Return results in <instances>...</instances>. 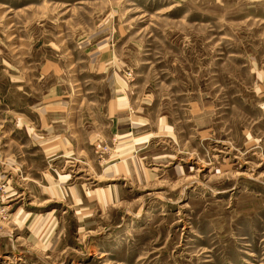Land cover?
Listing matches in <instances>:
<instances>
[{
  "label": "rangeland",
  "instance_id": "374dc122",
  "mask_svg": "<svg viewBox=\"0 0 264 264\" xmlns=\"http://www.w3.org/2000/svg\"><path fill=\"white\" fill-rule=\"evenodd\" d=\"M0 264H264V0H0Z\"/></svg>",
  "mask_w": 264,
  "mask_h": 264
},
{
  "label": "bare ground",
  "instance_id": "6f19581e",
  "mask_svg": "<svg viewBox=\"0 0 264 264\" xmlns=\"http://www.w3.org/2000/svg\"><path fill=\"white\" fill-rule=\"evenodd\" d=\"M51 213H53V211Z\"/></svg>",
  "mask_w": 264,
  "mask_h": 264
}]
</instances>
